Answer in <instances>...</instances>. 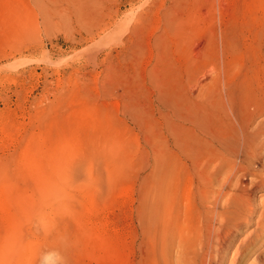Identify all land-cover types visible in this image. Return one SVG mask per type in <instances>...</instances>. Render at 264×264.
I'll return each mask as SVG.
<instances>
[{"label":"rangeland","instance_id":"374dc122","mask_svg":"<svg viewBox=\"0 0 264 264\" xmlns=\"http://www.w3.org/2000/svg\"><path fill=\"white\" fill-rule=\"evenodd\" d=\"M261 45L264 0H0V252L17 249L20 264H166L147 220L156 162L181 131L189 172L174 209L192 225L217 185L195 174L206 149L180 113L206 108L215 121L238 82L264 93ZM251 168L264 175V154Z\"/></svg>","mask_w":264,"mask_h":264},{"label":"bare ground","instance_id":"6f19581e","mask_svg":"<svg viewBox=\"0 0 264 264\" xmlns=\"http://www.w3.org/2000/svg\"><path fill=\"white\" fill-rule=\"evenodd\" d=\"M261 48L263 52L264 45ZM262 94H255L243 82H238L216 100L214 107L218 109L213 116L215 121L210 120L206 108L180 113L194 127V143L206 149L204 163L193 165L195 174L209 183L214 180L217 185L216 190L211 191L213 200H201V206L196 208L199 217L190 226L174 209L177 189L188 174L189 166L183 160L181 131L170 130L173 144H167L165 159L159 157L156 162L157 167L152 173L155 180L151 183L155 202L147 209L149 224L161 229L166 264L172 259L173 247L177 251L176 259L172 260L175 264H224L228 250L233 245L230 264H241L251 256L253 259L250 264H264V175L251 168L256 157L264 154ZM248 175L251 187L242 181ZM262 187L260 206L257 207L252 197L254 191ZM203 199L207 200V197L204 195ZM160 202L164 205L161 207L165 214L163 218L160 217ZM254 215L256 218H253ZM240 231L246 234L238 240ZM174 234L178 235L177 241ZM159 244L161 246V242ZM13 250V247L6 246L0 252V264H20L19 260L15 262L14 252L17 249ZM20 257L17 258L22 260Z\"/></svg>","mask_w":264,"mask_h":264}]
</instances>
